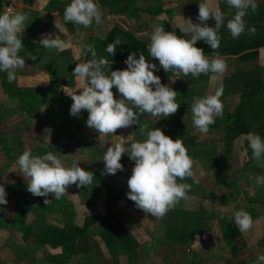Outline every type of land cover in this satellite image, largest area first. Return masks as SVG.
Listing matches in <instances>:
<instances>
[{
	"label": "crops",
	"instance_id": "0c3cea01",
	"mask_svg": "<svg viewBox=\"0 0 264 264\" xmlns=\"http://www.w3.org/2000/svg\"><path fill=\"white\" fill-rule=\"evenodd\" d=\"M9 1L10 0H0V14L5 12V7L9 6ZM11 1L14 3L12 7L13 12L19 11L27 16L25 29L21 33L22 44L29 41L38 42L45 35L51 34L53 38L59 36L63 40L65 47L63 50L46 48L40 62H33L24 58V66L15 70L16 79L13 80V82H15L19 88L41 87L47 90L48 95L46 103L40 108L36 106L32 112L23 108L21 109L20 98L17 96H11L9 92H7L6 83L10 82L7 79V73L0 71V185L5 187L7 194L6 199L8 201L7 204H0V223L4 221L11 222L15 218L16 213H18V211L21 213V210L27 215V222L34 227L37 225L40 226L44 223L43 218H45V214L49 219L46 222H52L53 219H51V215L56 213L60 214L64 211H70L77 214L78 209H82L86 215H104L107 212L108 199L117 195V198L109 203V207L123 220L129 230L134 234L139 243L138 249L145 247L147 248V251H150L149 253L152 254L155 251V248L159 246L168 245L169 247L171 246L170 243L185 245L184 243L175 240L173 241V239L168 237L169 234L167 232L170 228L179 227L174 226L178 224L177 222L172 225L169 221L170 219L168 216L172 213L171 209L162 218H156L137 208L135 203H128L125 196H119L121 194L127 195V192L129 191L127 181L132 174V169L135 164V161L130 159L129 154H122L121 164L123 165V170H118L116 174L111 175L106 174L104 171V161L102 160L104 153L107 147L112 143L123 142L125 147L130 148L132 142L137 140L143 141L146 139L145 134L140 131V125L147 123L149 130L160 128L165 135L170 136L174 140H181L193 162L192 167H195L202 159L207 160V158H209L203 157L204 152V155L215 153V150H218L219 146L222 147L227 144L222 138L216 139L213 135L218 132L224 133V135L229 131L235 132V123L239 121V118L235 116L226 120V117L222 118L221 116L216 115L215 118L217 116L222 118L223 123L219 127L209 129L206 134L201 133L199 129L193 125L192 121L190 106L193 99L191 100L190 96L185 97V95L181 93V96L175 98L176 103L179 104L178 110L175 114L169 117L159 118L146 112L139 114V112L134 110L133 107V110L137 112L138 115L137 124L134 123L127 128L117 129L114 135H99L95 129L87 126L86 121L88 118V112L86 110H81L80 114L77 116L70 114V107L73 101L63 88L65 87L69 92H75L79 87L78 81L72 75L75 67L71 64L73 62L76 64L78 62H85L92 58L91 53L87 52L85 48L86 45L91 44L95 47L98 59L105 58L106 53L104 49L101 48V44L99 43L96 45V41L94 40L98 39L99 42V40L106 39L113 26L118 25V23L120 24L119 19L124 18L123 23L127 21V19L134 21L133 26H130V29L128 26H126L127 29H124L118 25L121 29L131 32L137 31L136 34L138 36H145L153 31V25L155 24L159 25L160 23H164L166 26L171 24L170 26L174 27L178 25L176 22L179 21V23H181L182 18L186 17L184 10L186 11L189 5H180L182 8H175L169 3V0H135L131 5V8L160 10L162 7V9H173V12H164L157 16L143 14L141 17L131 18L122 13L113 15L108 14L107 10L95 0L102 12V23L97 25L95 21H93L90 27L85 28L83 25L74 24L70 21L67 24L58 11L48 9L47 6L51 0H28L27 2L26 0ZM61 1L66 3V6L71 2V0ZM198 1L200 2V0ZM166 2L168 4H166ZM199 2H194L192 6H199ZM257 8L261 11L258 19V12L255 13L249 9L247 10V20L244 19L245 25H255L264 22V4L260 2L257 3ZM55 21L63 27L65 33L61 32L60 29L56 27ZM91 34H94V38H91L94 43H87ZM254 51H258L256 55L246 57H242L241 55L248 51L239 55L216 54L219 58L227 61L225 73L223 75L210 73V80L208 82L203 79H197L202 81L203 84H200L201 87L207 86L209 82H212L216 88L225 87V85H227L228 91L225 92V90H223V95L220 96L221 103H224V101L226 103H228V101L233 103L234 101L237 104L231 112H226V114L232 115L241 102L242 94L249 92L256 87L262 89V96L260 99L263 103L262 106L264 107V85L262 86L264 80L258 82L257 86L249 91H243L240 94L239 100L237 99L236 94L227 96L232 93V90L230 89L231 86L238 88L237 85L240 86V82H242L244 87L250 82V79L252 78V68L256 69V64L251 62L257 58H264V46L259 49H254ZM250 52H252V50H250ZM147 55H149V53H147ZM213 57L214 56H210L208 58L211 59ZM105 59L107 60V58ZM147 60L156 65L159 63L158 60L152 58L150 55ZM108 64L113 65V70L121 69L120 67L117 68V66L125 65L127 67L125 62L116 60L108 61ZM158 67L160 66L157 65V68ZM258 67V71H260V66ZM108 70H112V68L105 69L106 72H108ZM161 71L163 72V77L161 79L162 84L165 82V85H168L171 88L182 86L180 84L190 86L186 85L187 80H191L189 77L190 74L184 76L181 73V77L177 78L173 72H165L163 68H161ZM190 82H192V80ZM112 90L114 98L119 99L120 94L116 88L113 87ZM79 91L80 90L78 89L77 93H79ZM212 91H214V89H212ZM194 97L201 96L197 92L194 94ZM223 107L227 110L229 106ZM54 120H56V124L54 123ZM62 122H66V125L63 127L61 124ZM51 125H55V129H49L51 138H49L50 143L48 144L44 140L45 137H48L47 134H44L46 131L44 129ZM230 127H233V129H229ZM241 131L239 137L233 141L231 149L232 153H227L225 162H228V159L234 151L242 152L245 157L242 162V173L237 177H231L232 183L238 182L239 180L243 183L242 205L236 208V210L233 207L230 210H227L225 216L229 219V217L234 216L236 211L243 209L252 217L253 226L247 232H241L239 230L240 236L237 237L236 240L227 243L229 245H227L228 247H232L230 251L232 250L233 253H229L225 258L216 257L214 259H216L217 262L221 261V263L226 264H257L258 255L264 254V186H258L253 181H250L249 174L252 176H264V167H261L252 158V151H249L246 146L245 141L248 139V134L250 132L245 129ZM204 134L211 136V138L213 136L212 139L210 138L211 141H208V143L205 144L201 143L202 138L199 137ZM259 134L264 136V127H262V130L259 129ZM190 138H194L197 143L195 145L187 144L186 141ZM92 148L94 149L91 150ZM25 150H29L34 156L43 155L48 151H52L62 160L64 158H70V152L74 150L77 152L80 151L83 154V158L85 157V161L88 162L85 164V167L83 166L82 168L93 174L92 182L88 185H82L78 189L79 193H81L82 202L76 203L77 198H75L73 193L75 184L69 185L61 199L66 198L70 208L68 207L66 210L58 208V212H45L46 208L43 207L39 201L42 196H34L27 190V182L18 170L16 161L18 156ZM91 152H93L92 156H90ZM87 155L88 157L86 158ZM218 156H223V154ZM225 162H222L221 164H225ZM196 181H200V176L194 174V179L186 178L184 181L178 180V183H188L191 185L192 189L199 184V182ZM219 181H225V183H227L226 176L224 178L219 177ZM15 184L19 185L17 188L15 187V189H13L12 186ZM195 191V189L188 191V198L186 200H181L175 206L177 208L172 209L177 210L175 214L184 213L183 215L189 216L188 219L184 221L185 225H190L192 222L191 216H196V220L194 221H197L198 219V239V236L202 234L201 231H209L208 229L210 228L215 229L217 225H215V218L210 220L204 229L200 228L204 223L203 215H206V210L204 207H200L199 201L201 198L195 195ZM48 197L55 199L54 195L51 193L48 194ZM208 197L211 196L208 195ZM209 199L207 198V201H210ZM55 200L57 201L60 199ZM163 219L165 223L163 222ZM180 223L181 222L179 221L178 225H180ZM220 224L221 223L218 219V226H220ZM106 226V221L102 219L96 225L91 227L89 231L91 238L100 241L99 234L106 228ZM159 228H162L161 232H159ZM12 230L0 226V263L26 264L17 261L13 247L8 244V240L13 233L18 237L16 242L25 244L22 238V233L16 229ZM210 242L211 244L214 243L212 241ZM203 243L209 245L207 241H203L200 243L199 247L202 246ZM100 245L101 247H105L102 242ZM149 247L152 249H149ZM198 255L195 254L193 258H191L189 261L190 264H215L213 263V258L209 260L208 258L199 257ZM163 257L166 256L163 255ZM217 264H220V262Z\"/></svg>",
	"mask_w": 264,
	"mask_h": 264
},
{
	"label": "clouds",
	"instance_id": "9594fccd",
	"mask_svg": "<svg viewBox=\"0 0 264 264\" xmlns=\"http://www.w3.org/2000/svg\"><path fill=\"white\" fill-rule=\"evenodd\" d=\"M230 8L235 9L231 18L227 19L226 27L233 39H238L245 31L244 17L247 10L256 12V0H226ZM65 22L90 27L95 21L102 23V12L95 0H71L63 13ZM215 20V26L206 23L209 18ZM27 16L22 12L5 11L0 14V71L7 73L11 83L16 79V69L25 64L24 57L19 56L22 44L21 33L25 29ZM198 23L191 18L185 19L178 27L184 36H178L175 31H165L162 24L153 25L147 44L148 53L159 61L165 72H173L177 78L191 74L199 77L201 74L217 73L223 75L227 65L223 59L214 56L209 59L204 50L196 46L197 41H205L214 51L219 47V31L225 25V13L219 7H212L208 0H200ZM56 27L65 33L63 27L57 22ZM249 34L255 33V28H248ZM123 43L118 37L114 43L107 46L106 51L113 55L117 45ZM40 44L48 49L63 50V40L51 34L45 35ZM92 58L85 62H78L72 75L79 83V93L63 90L73 101L70 114L77 116L81 110L88 112L86 124L95 129L99 135H109L117 129L127 128L138 120L137 112L149 113L154 117H169L175 114L179 104L176 103V92L168 85L162 84L159 76L154 74L157 65L149 62L141 53L139 58L133 52L128 55L123 70H110L105 58H97L95 47L91 44L85 46ZM35 61L36 57L29 53ZM115 87L120 98H114ZM154 88V90H153ZM222 90L203 97H194L191 103L193 125L201 133H207L209 126L215 123L214 116L222 112L220 96ZM131 105V106H130ZM42 111V110H41ZM184 119V118H183ZM140 131L145 134L143 141H134L130 148L123 142H115L107 147L102 160L106 174L114 175L123 170L121 164L122 154L128 153L135 161L132 174L128 178V198L137 208L156 218H162L170 209L181 200L188 198L191 189L188 183H178L186 178H193V162L187 153L186 147L179 139H172L164 134L160 128L149 130L148 124L140 125ZM50 143L49 137L44 138ZM249 148L252 158L264 167V139L259 134H252L249 138ZM19 173L27 182V190L34 196L45 197V205L50 203L48 194L60 199L69 185L77 187L92 182L93 174L80 167L78 161H72L66 167L63 160L48 151L43 155H33L25 150L16 161ZM249 180L258 186H264V176H252ZM198 182V181H196ZM6 191L0 185V204H7ZM241 232L249 231L253 226L250 214L243 209L236 211L233 220ZM257 264H264V254L257 257Z\"/></svg>",
	"mask_w": 264,
	"mask_h": 264
},
{
	"label": "trees",
	"instance_id": "16d2710c",
	"mask_svg": "<svg viewBox=\"0 0 264 264\" xmlns=\"http://www.w3.org/2000/svg\"><path fill=\"white\" fill-rule=\"evenodd\" d=\"M28 0H26L27 2ZM104 9L107 10L108 14H125L127 17L138 18L141 15H150L157 16L161 13H172L173 9H162L160 10H146L142 8H131V5L135 0H97ZM214 1L218 3V7L222 12L225 13V25L220 29V44L219 47L214 51L205 41L199 40L196 43V46L204 50L205 56L210 57L213 54L220 55H239L246 51L245 54H242V57L256 55L258 51L254 49H259L264 46V22L258 23L255 25H245V31L238 39H228L231 36L229 30L226 27L227 19L231 18V15L234 14L235 9L230 8L226 0H212V7ZM264 3V0H262ZM210 3V2H209ZM48 9L52 11H58L60 16L63 17L64 9L66 3L61 0H51L48 4ZM189 9V8H188ZM194 13V23H198V11L199 6L191 7ZM64 18V17H63ZM208 26L214 27L215 20L210 17L206 22ZM68 24V22H67ZM172 26H165V31H175L178 36H184L181 31L174 30ZM254 27L255 33L249 34L248 28ZM137 31H125L121 29L118 25L113 26L110 30L108 36L104 40L98 39L96 45L101 44V48L104 49L108 61H121L125 62L128 55L135 52L136 57L139 58V54H143L145 58H149L147 42L138 36ZM119 38L123 43L117 45L116 52L113 55H110L106 49L109 44L114 43L116 38ZM94 34H91V37L87 40V43L93 42ZM94 43V42H93ZM19 51V56L24 57L25 59L31 60L33 62H40L46 48L40 44V41H29L25 44ZM252 50V52H250ZM31 53L36 57L35 61L32 60L27 55ZM66 53V52H63ZM73 67L76 66V63H72ZM120 70L125 69V65L117 66ZM110 68L113 70V65H110ZM110 74V70H108ZM154 74L159 76L160 79L163 77V72L161 68L154 69ZM187 82L189 83L190 80ZM181 85V84H180ZM177 86L176 88H179ZM6 90L11 96H17L20 98L21 109L28 110L32 112L37 106L40 108L47 101V90L41 87H30V88H19L15 82L6 83ZM117 90V89H116ZM262 89L256 87L249 92H245L241 96V102L237 106L234 113L226 114V120H229L233 117H238L239 121L235 123L236 127L234 128L235 132H226L222 137V140L227 143L226 154L231 152L232 143L237 137H239L241 130H247L250 132L248 139L245 141L246 146L249 151H252L248 144L249 138L252 134H259V129L262 130L264 127V107L260 97L262 96ZM118 91V90H117ZM182 94L185 97H189L192 100L194 97V90L192 87H185ZM134 107V106H133ZM134 110L138 111V109ZM244 111V112H243ZM243 112V113H242ZM140 114V113H139ZM215 123L209 126V129L213 127H219L223 120L220 117H216ZM238 120V119H237ZM62 127L66 125V122H62ZM229 129H233L230 127ZM238 129V131H237ZM171 134V133H170ZM262 139L264 136L259 134ZM187 138V136H186ZM189 138V137H188ZM187 144L195 145L197 142L194 138H190L186 141ZM211 160L215 162L216 169L221 165L222 162L226 161V155L223 156H212ZM19 184L12 186L13 189L17 188ZM11 189V187H10ZM125 196L128 203H134L131 201L126 194H121L119 196ZM50 200V203L45 205V197H42L39 201L43 207L46 208L45 212H50L58 209L54 208L49 204L56 203V200L47 197ZM117 195H114L113 198L108 199V208L107 212L102 214H93L86 215L81 224H78L76 221V214L70 211L62 212L64 220L62 224H58L54 220H49L45 214L43 218L44 223L42 225L33 226L27 222V215L24 214V211L21 210V213H16L15 218L11 221H4L0 223V226L9 228L10 230L16 229L22 233V238L25 244H20L16 242L18 239L17 235H13L8 240V244L13 247L14 253L17 257L18 262H24L26 264H68L69 260L75 255H84L87 257L86 261L83 264H119V260L122 255H129L138 249L139 243L134 234L129 230L123 220L113 212L109 207V203L113 199H116ZM104 219L107 223L106 228L100 232L99 237L100 241L104 244V250L100 245V241L93 240L90 235V229L96 225L100 220ZM228 219V218H227ZM198 219L197 221H192L190 225L172 227L167 232L168 237L184 243L187 245H194L197 241V234L199 233L198 229ZM223 236L227 242L236 240L240 236V231L236 226L233 220L223 221ZM178 228V229H177ZM14 231V230H12ZM108 255L110 256L108 258ZM1 264V263H0Z\"/></svg>",
	"mask_w": 264,
	"mask_h": 264
},
{
	"label": "rangeland",
	"instance_id": "374dc122",
	"mask_svg": "<svg viewBox=\"0 0 264 264\" xmlns=\"http://www.w3.org/2000/svg\"><path fill=\"white\" fill-rule=\"evenodd\" d=\"M194 2L197 3L199 1L198 0H169V3L171 5H173L175 8L176 7L182 8V7H180V5H182V6L183 5H189V7H188L189 9L187 8L186 11L184 10V13L186 14L185 15L186 17H184V18L185 19L191 18L193 23H194V13H193L191 7L194 4ZM208 2H210V5L212 6V0H208ZM259 2L263 3L262 0H256V3H259ZM166 4H168V3L166 2ZM213 7H218V3H216V1H214ZM257 12H258V16H257V19H258L261 11L258 10V8H257L255 13H257ZM247 17L248 16L246 14L243 19L247 20ZM184 18H182L181 23L184 21ZM119 20H120V24L118 23V25L124 29L126 28V26H128L129 29L131 28L130 26H133L134 21L131 19H127V21H125L124 23H123L124 18L119 19ZM160 24H162L163 27L166 26L164 23H160ZM176 24L179 25L180 24L179 21L176 22ZM155 25H158V24H155ZM171 28H173L174 30L180 31V29L178 27H176V28L171 27ZM150 34L151 33H149L148 35H145V36H140V37H142L143 40H145L147 43H149ZM228 39H232V36H229ZM212 56H216V54H213ZM223 60L225 63L227 62V61H225V59H223ZM251 63L256 64V69L252 68V78L250 79V82L244 87H243L242 82H240V84H241L240 86L237 85L238 88H236L235 86H233V87L231 86L230 89L232 90V93L228 94L227 96H231V94L232 95L236 94L237 99L239 100L240 94L243 91H249L253 87L257 86L258 82L264 80V58L263 59L257 58L255 60H253ZM157 65H159V63ZM258 66H260V71H258V68H259ZM210 75L211 74L208 73L207 75L201 74L199 77H193L190 74L189 77L192 80V82H190V83L186 82V85H190V87H192L194 90V94H196L198 92V94L201 97L208 95V94H214L217 90H222V91L225 90V92L228 91L227 85H225V87L216 88V86L213 85L212 82H209L207 84V86H205V87L203 85H202L203 87H201V85H200L202 83L201 80L203 79V80H206L208 82L210 80L209 79ZM250 76H251V74H250ZM197 79H201V80H197ZM164 84H165V82H164ZM209 84H210V86H209ZM181 85L182 86H180L179 88H172L174 91H177L176 97L181 96V93L183 92L185 87H188V86H185V84H181ZM263 85L264 84H262V86ZM212 89H214V91H212ZM222 95H223V93H222ZM236 104L237 103H235L234 101H233V103H230V101H228V103H226L224 101V103H222V106H226V107L229 106L227 109L228 111L225 110L226 108L222 107V112L219 116L224 118L226 115V112H231L232 109L236 107ZM215 116H214V118H215ZM54 123L56 124V120H54ZM49 129H51V130L55 129V125L54 126H52V125L48 126L47 128L44 129L46 131L45 132L43 131L45 135L47 134L48 137L51 138ZM213 136L216 139H221L224 136V133L218 132L217 134H214ZM213 136H212V138H213ZM199 137L202 138L201 143H203V144L208 143V141H211L210 140L211 136H207L204 134V135L199 136ZM93 149L94 148H92L91 150H93ZM226 150H227V147H225V146L220 147L219 146L218 150H215V153H210L209 155H204V153H205L204 152L203 157L204 158L209 157V158H207V160L202 159L200 162H198V164H196L195 167H192L193 173L200 176V181H198L199 184H197V186H195L192 189H195L196 190L195 195H197L198 197L201 198L199 201L200 207H204L206 210V215L205 216L203 215L204 223L202 224L201 227L199 225V227L204 229L205 226H207L206 224L210 220L216 218L215 219L216 222L214 221L215 225H217L215 227V229H211L209 227L210 228V229H208L209 231H207V230L201 231L202 234L200 236H198L197 243L194 245H187V244L180 245L179 243H170L171 246H169V247L167 245V246H159V247L155 248V251L152 254L149 253L150 251L148 252L147 248H145V247L141 248V249H137L132 254L122 255L120 260H119V264H190L189 261L191 260V258H193V256L195 254H197V255L199 254L198 255L199 257L208 258L209 260H211L213 258V263H215V264H217L219 262H220V264H226V263H221V261H219V260H218L219 262H217V260L214 258H216V257L225 258L226 255H228L229 253H233L232 250L230 251V249H232V247H228L229 245L227 243H229V242H227L224 239V236L222 233L224 228L222 227V224H223V221L227 222V217L225 216V213L227 212V210H230L232 207L235 208V210H236V208H238L239 206L242 205V186H243V183L241 180H239L238 182L232 183L231 177H237L239 174L242 173V171H243V163L242 162H243V159L245 158L243 156L242 152H239V151L235 152L234 151L233 154L228 159V162L227 163L225 162V164L224 163L221 164L216 169V164H215V162H213L211 160V157L214 156V154L216 156L221 155V154L227 155ZM230 153H232V151ZM92 154H93V152H91L90 156H92ZM69 157L70 158H64L63 159L64 160L63 162H64L66 167L71 166V162L73 160L78 161L80 167H83V166L85 167V164L88 163L87 161H85V157L83 158V154L80 151L77 152L76 150H74V151L70 152ZM87 157H88V155L86 156V158ZM225 176H226L227 183H225V181L224 182L219 181V177L224 178ZM78 189H79V187H77L75 185L73 193L75 195V198H77L76 203L82 202L81 193H79ZM192 189H190V191H192ZM88 194H89V190H88ZM208 195H210L211 197H208ZM207 198L208 199L211 198V199H209L210 201H207ZM234 198H235V200H234ZM55 204H49V205L52 207L55 206L54 208H56V207L61 208V210H62V208L65 210L68 207L70 208V205L67 203L66 198H62V199L60 198V200H57ZM175 208H177V207H174V209ZM176 211L177 210L171 209L172 213L169 214V216H168L170 219L169 221L172 223V225L176 224V222L179 224V221L181 222L180 225L177 224L174 226L180 227V226L189 225V224H186V225L184 224V221H186V219H188L189 216L183 215L184 213L183 214H180V213L175 214ZM56 212H58V209ZM85 216H86V214L84 213V211L82 209H78V213L76 214L77 223L81 224L83 222ZM195 217L196 216H193V217L191 216V221L196 220ZM51 219H53L58 224H62L63 220H64V216H63L62 212L60 214L56 213L54 215H51ZM218 219H219V222L221 223L220 224L221 228H220V226H218ZM156 222H157V220H156ZM163 222L165 223L164 219H163ZM161 231H162V228H159V232H161ZM203 241H207L209 243V245H205L203 243L202 246L199 247L200 243ZM210 241H212L214 243L211 244ZM171 242H172V240H171ZM102 248L104 250V247H102ZM149 249H152V248L149 247ZM163 255H165L166 257H163ZM109 257L110 256L108 255V258ZM86 259H87V257H85L84 255H75L69 260L68 264H83L86 261ZM223 261H224V259H223Z\"/></svg>",
	"mask_w": 264,
	"mask_h": 264
},
{
	"label": "built area",
	"instance_id": "2783aa9c",
	"mask_svg": "<svg viewBox=\"0 0 264 264\" xmlns=\"http://www.w3.org/2000/svg\"><path fill=\"white\" fill-rule=\"evenodd\" d=\"M13 5H14V3H13V1H9V6H7V7H5V11H11V12H13Z\"/></svg>",
	"mask_w": 264,
	"mask_h": 264
}]
</instances>
